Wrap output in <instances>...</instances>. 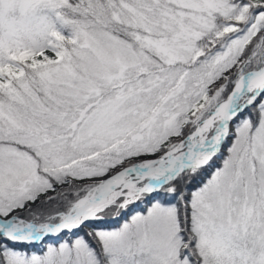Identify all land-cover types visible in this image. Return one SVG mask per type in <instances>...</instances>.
Here are the masks:
<instances>
[{
	"label": "snow or ice",
	"instance_id": "obj_1",
	"mask_svg": "<svg viewBox=\"0 0 264 264\" xmlns=\"http://www.w3.org/2000/svg\"><path fill=\"white\" fill-rule=\"evenodd\" d=\"M0 264H264V0H0Z\"/></svg>",
	"mask_w": 264,
	"mask_h": 264
},
{
	"label": "trees",
	"instance_id": "obj_2",
	"mask_svg": "<svg viewBox=\"0 0 264 264\" xmlns=\"http://www.w3.org/2000/svg\"><path fill=\"white\" fill-rule=\"evenodd\" d=\"M215 163L217 165H219V160H217ZM83 183H86V182H83ZM190 187H194V186H190ZM56 207H57V205H39L38 210L41 212L47 213L49 211L55 210ZM109 216H111V215H109ZM109 216H106V217H109ZM89 231H90V233H88L87 231H83L79 235L82 236L84 239H86L90 244L95 246L96 241L93 238V236L91 235V233L93 232V229L90 228ZM64 239H66V238H64ZM68 240H70V239H68ZM18 247L29 250V251H37V252L41 251V249H39V250L38 249H28L26 246H18Z\"/></svg>",
	"mask_w": 264,
	"mask_h": 264
},
{
	"label": "water",
	"instance_id": "obj_3",
	"mask_svg": "<svg viewBox=\"0 0 264 264\" xmlns=\"http://www.w3.org/2000/svg\"><path fill=\"white\" fill-rule=\"evenodd\" d=\"M145 206L143 204L140 205V208L143 209ZM123 220V218H120L118 221L116 219V216L115 215H111L109 217H105L104 218V221L101 223V226H105V227H109V226H117L120 224V222ZM90 223H93V222H90ZM90 228V227H88ZM87 228V229H88ZM74 231H78V230H74ZM79 234V233H77ZM66 238H71V236H65ZM54 239V238H53ZM46 242H52L51 240L49 241H46ZM37 249H41V248H37Z\"/></svg>",
	"mask_w": 264,
	"mask_h": 264
},
{
	"label": "rangeland",
	"instance_id": "obj_4",
	"mask_svg": "<svg viewBox=\"0 0 264 264\" xmlns=\"http://www.w3.org/2000/svg\"><path fill=\"white\" fill-rule=\"evenodd\" d=\"M227 146L228 145H225V151H224V153H223V155H226L227 154V152H226V149H227ZM221 161L219 160V163H220ZM124 221L122 220L121 222H120V224H122ZM117 226H119V225H117ZM117 226H109V227H105V226H102V227H105V228H108V229H111V228H114V227H117ZM89 229H87V228H81V229H78V231H77V233H81V232H83V231H87L88 233H90V231H88ZM80 236V235H79ZM70 240L71 239H74V237H71V238H69Z\"/></svg>",
	"mask_w": 264,
	"mask_h": 264
}]
</instances>
